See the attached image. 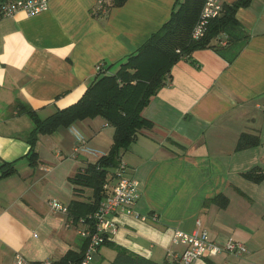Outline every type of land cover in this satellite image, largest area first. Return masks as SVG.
Segmentation results:
<instances>
[{
	"label": "crops",
	"instance_id": "1",
	"mask_svg": "<svg viewBox=\"0 0 264 264\" xmlns=\"http://www.w3.org/2000/svg\"><path fill=\"white\" fill-rule=\"evenodd\" d=\"M98 1L50 0L38 15L0 19V175L14 168L0 177V264H13L15 254L28 264L81 254L85 240L48 201H91V190L69 178L113 142L114 128L102 118L75 121L40 135L30 166L35 125L21 107L44 119L78 101L96 66L113 72L169 19L177 0H127L105 14ZM235 18L249 35L237 56L228 63L213 50L221 36L180 58L141 112L152 127L139 130L121 154L141 194L136 214L114 217L108 242L155 263L180 264L184 247L172 234L197 229L218 245L232 239L247 251L205 255L197 264H264V0H251ZM242 134L259 144L235 150ZM252 169L262 173L260 182L243 177ZM114 257L102 245L93 262Z\"/></svg>",
	"mask_w": 264,
	"mask_h": 264
},
{
	"label": "trees",
	"instance_id": "2",
	"mask_svg": "<svg viewBox=\"0 0 264 264\" xmlns=\"http://www.w3.org/2000/svg\"><path fill=\"white\" fill-rule=\"evenodd\" d=\"M5 1L7 0H0V4ZM126 1L110 0L108 4H104V7L108 11L111 7H121ZM250 1L237 0L230 5L223 4L222 15L209 22L204 37L194 40L191 33L204 0H177L169 19L134 53L116 65L113 72L99 71L78 101L58 109L44 119H40L35 111L21 107V112L27 113L35 125L28 137L30 149L26 157L30 166L37 164L38 155L35 145L40 135H51L57 129L68 127L75 121L96 117L102 118L114 128L113 142L108 153L69 178L74 186L92 192L91 201L70 203L69 216L79 219L97 210L100 201L106 195L103 185L108 182L113 170L121 162V154L135 140L139 130L152 127L151 122L141 116V112L166 81L170 80V70L180 58L188 56L195 50L208 47L211 40L221 36L225 37L219 40L221 47H212L213 50L228 63L237 56L248 41L249 35L236 20L235 13L239 8L247 7ZM226 47L229 52H225ZM258 144V137L242 134L235 150H243ZM6 167H8L7 171L0 177L14 171L11 165ZM243 177L257 183L262 180L263 175L259 170L252 169L243 174ZM103 245L115 251L111 264H159L114 243L106 241ZM85 247L86 240L81 254L68 252L62 259L52 264L78 263Z\"/></svg>",
	"mask_w": 264,
	"mask_h": 264
},
{
	"label": "built area",
	"instance_id": "3",
	"mask_svg": "<svg viewBox=\"0 0 264 264\" xmlns=\"http://www.w3.org/2000/svg\"><path fill=\"white\" fill-rule=\"evenodd\" d=\"M50 0H7L0 4V19L10 17L17 12H24L27 16H34L48 10ZM100 13H106L103 0H99L97 8ZM223 13L221 0H204L198 20L192 29V39H200L206 34L207 26L212 19L219 18ZM101 65L96 71H101ZM80 146L77 147L79 149ZM77 152V151H75ZM127 166L120 162L111 174L113 183L103 185L105 197L100 201L97 210L79 219H73L68 214V206L57 199L48 201L51 212L61 214L65 218L66 227H74L77 234L86 240L81 260L76 264H94V256L99 248L109 240L113 232L114 217L119 214H136L134 206L137 203L141 190L139 181L127 175ZM199 226V221H197ZM173 244H180L184 248L179 255L180 264H197L205 255L228 253L236 256L245 254L246 248L239 242L229 239L225 244L218 245L210 241L205 231L194 230L185 233L174 230L171 239ZM13 264H28L19 254H15ZM44 264H52L46 261Z\"/></svg>",
	"mask_w": 264,
	"mask_h": 264
},
{
	"label": "rangeland",
	"instance_id": "4",
	"mask_svg": "<svg viewBox=\"0 0 264 264\" xmlns=\"http://www.w3.org/2000/svg\"><path fill=\"white\" fill-rule=\"evenodd\" d=\"M91 194H92V192H91Z\"/></svg>",
	"mask_w": 264,
	"mask_h": 264
}]
</instances>
